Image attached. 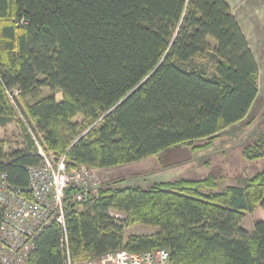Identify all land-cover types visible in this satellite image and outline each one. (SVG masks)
<instances>
[{"label": "trees", "instance_id": "1", "mask_svg": "<svg viewBox=\"0 0 264 264\" xmlns=\"http://www.w3.org/2000/svg\"><path fill=\"white\" fill-rule=\"evenodd\" d=\"M205 56L211 76L188 69ZM258 95L259 65L226 0H0V127L16 122L21 135L14 147L0 139V185L4 174L25 195L30 169L44 163L39 147L69 169L97 170L196 141L205 150ZM244 156L264 158V140ZM216 188L213 175L148 189L105 184L86 202L70 188L66 226L37 237L29 264L158 249L170 264H264V221L241 227L264 210V170L244 187ZM135 225L159 231L125 239Z\"/></svg>", "mask_w": 264, "mask_h": 264}, {"label": "rangeland", "instance_id": "2", "mask_svg": "<svg viewBox=\"0 0 264 264\" xmlns=\"http://www.w3.org/2000/svg\"><path fill=\"white\" fill-rule=\"evenodd\" d=\"M202 65L211 76L214 63L209 56L195 58L188 64V69L192 70ZM259 65V95L251 112L245 120L218 135L210 148L195 149L194 147L206 143L202 140L179 145L143 161L106 171L89 168L94 177L101 181V189L105 184L121 188L139 186L148 189L158 182H170L181 178L204 179L209 175L217 178L215 192L219 193L228 186L244 187L249 179L264 170V158L248 159L244 156L246 148L254 147L264 140V55L263 58H259ZM50 94V90L45 89L42 97ZM56 97L61 100L62 95L58 93ZM77 121H82V118L78 117ZM20 136L16 122H9L0 127V138H9L13 147L20 141ZM50 159L56 161L54 157ZM259 221H264V210L261 208L247 214L241 222V227L252 231L255 223ZM158 231L156 227L135 225L127 229L124 236L127 239L130 235H150ZM77 261L100 260L78 259Z\"/></svg>", "mask_w": 264, "mask_h": 264}, {"label": "built area", "instance_id": "3", "mask_svg": "<svg viewBox=\"0 0 264 264\" xmlns=\"http://www.w3.org/2000/svg\"><path fill=\"white\" fill-rule=\"evenodd\" d=\"M45 165L34 168L30 174V190L37 196V201H28L21 190L4 182L0 190V206L4 208L3 220L0 226V264H29V256L33 251L37 237L65 208L66 195L56 191L54 194L41 198L36 186L47 182L55 187L64 182V187L70 179L79 178L90 173L86 167L69 171L62 166H53L51 161L44 158ZM100 180L91 184H81L77 190V199L88 200L90 195H98ZM76 200V199H75ZM63 219V217H61ZM60 220V219H59ZM65 264H169L168 252L165 249L153 250L146 253H129L123 250L110 252L98 262L77 261L69 252Z\"/></svg>", "mask_w": 264, "mask_h": 264}, {"label": "crops", "instance_id": "4", "mask_svg": "<svg viewBox=\"0 0 264 264\" xmlns=\"http://www.w3.org/2000/svg\"><path fill=\"white\" fill-rule=\"evenodd\" d=\"M226 1L239 22L247 43L259 65V58H263L264 55V0Z\"/></svg>", "mask_w": 264, "mask_h": 264}, {"label": "bare ground", "instance_id": "5", "mask_svg": "<svg viewBox=\"0 0 264 264\" xmlns=\"http://www.w3.org/2000/svg\"><path fill=\"white\" fill-rule=\"evenodd\" d=\"M39 154L43 158L50 160L51 161L50 163H52L53 166H56V167L58 165L61 166L60 161L63 160L64 164H62V166H65V168L68 169L69 171L78 169V168L69 169L68 168V165H67L66 157H62L57 162L56 161L53 162L50 158H48V156L45 155V153L43 152L42 148H40V147H39ZM44 165H45V163H43V166ZM81 167H85V166H81ZM36 168H38V167H36ZM33 169L34 168H31L30 169V174L32 173ZM87 169L90 170L89 168H87ZM3 175H2V183L0 185V190L3 188L4 182H6V176H3ZM95 179H96V177H94V174L90 170V173L88 175H85V176H82V177H79V178L70 179L65 187H64V182L63 181L61 183H58V185L56 187L54 185L53 186L50 185L47 182H40V183L37 184L36 189L39 192V196L41 198H44V197H47V196H50V195L54 194L56 191L63 192L64 195H65L66 191L69 190L70 188H72V189L75 190V193H76L75 194L76 201L77 202H83L84 200H78L77 199V196L76 195H77L78 192H77V190L75 188L78 187L81 184H91V183H93V181H95ZM30 181H31V178H30ZM101 187H102V184H101V181H100L99 192L101 190ZM27 193H28L27 195H25L24 193H22V195L25 197L26 200H28V201H37L38 200L37 199V196L35 195V193L32 190H30V188L27 191ZM98 197H99L98 195H92L91 194L90 197L88 198V200H90V199L91 200L92 199H98ZM64 212H65V208H63L61 211H59L58 212V216L52 222V224L56 223V224H59L60 226H62L64 228L66 226L65 225V213ZM61 217H63V219H61ZM34 248H35V245L32 247V249H34ZM146 252H151V251H146ZM146 252H142V253H146ZM31 254H32V252H31ZM31 254H30V256H31ZM30 256H29V260H30ZM29 260H28V263H29ZM168 263L170 264V254L169 253H168Z\"/></svg>", "mask_w": 264, "mask_h": 264}]
</instances>
